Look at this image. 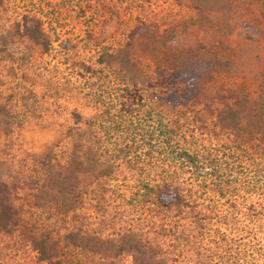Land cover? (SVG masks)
<instances>
[{
    "label": "rangeland",
    "instance_id": "rangeland-1",
    "mask_svg": "<svg viewBox=\"0 0 264 264\" xmlns=\"http://www.w3.org/2000/svg\"><path fill=\"white\" fill-rule=\"evenodd\" d=\"M137 256L264 264V0H0V264Z\"/></svg>",
    "mask_w": 264,
    "mask_h": 264
},
{
    "label": "trees",
    "instance_id": "trees-1",
    "mask_svg": "<svg viewBox=\"0 0 264 264\" xmlns=\"http://www.w3.org/2000/svg\"><path fill=\"white\" fill-rule=\"evenodd\" d=\"M139 27H143V26H139ZM138 26L137 27H135L133 30H135V29H138L139 28ZM35 39H39L38 38V36H36L35 37ZM184 156H186V157H188L189 158V160H187V163H189V165H196V157L197 156H193V154H192V156L191 155H189V154H187L186 152H185V154H184ZM196 158V159H195ZM177 183H176V180L173 182H169V184L168 185H166V187H167V195H173V194H175V193H177L178 192V190H181L177 185H176ZM179 193V192H178ZM134 251L136 252V253H141L140 251H138V248L135 246L134 247ZM133 264H143V262L140 260V257L139 256H137V257H135V260H134V263Z\"/></svg>",
    "mask_w": 264,
    "mask_h": 264
}]
</instances>
